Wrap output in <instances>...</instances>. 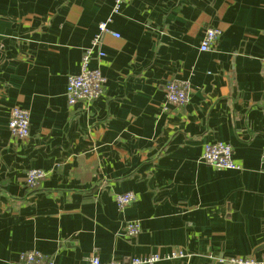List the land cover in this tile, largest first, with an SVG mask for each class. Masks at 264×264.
<instances>
[{"label":"crops","instance_id":"crops-1","mask_svg":"<svg viewBox=\"0 0 264 264\" xmlns=\"http://www.w3.org/2000/svg\"><path fill=\"white\" fill-rule=\"evenodd\" d=\"M114 3L0 0V264L29 250L59 264L264 258V0ZM108 20L90 64L105 93L70 106L68 76ZM209 27L222 32L204 51ZM169 80L190 82L185 105L166 106ZM15 106L25 139L9 129ZM215 141L239 169L203 161ZM31 169L49 173L33 188Z\"/></svg>","mask_w":264,"mask_h":264},{"label":"built area","instance_id":"built-area-1","mask_svg":"<svg viewBox=\"0 0 264 264\" xmlns=\"http://www.w3.org/2000/svg\"><path fill=\"white\" fill-rule=\"evenodd\" d=\"M127 0H115L113 13H119L121 6ZM108 21H102L98 26V33L93 39V45L87 48L82 59L81 69L76 74H70L67 81L66 97L68 104L73 106L79 102H88L97 99L105 93L106 77L99 68L91 67V60L94 54V47H99L104 33L109 32ZM218 27H209L205 32L201 50H209L221 35ZM112 33V32H111ZM119 37L118 33H112ZM104 52H98V59H102ZM166 106H183L190 98V82L188 80H169L165 89ZM9 129L11 134L19 139H25L30 133V113L23 107H12L10 110ZM264 158V153H263ZM202 159L205 163L211 164L219 169H239L241 164L234 158V149L230 143L215 141L206 143L203 148ZM49 173L42 169H31L27 173L26 184L33 188L40 180ZM120 207L135 200L136 195L132 191L117 195ZM140 230V223L131 222L128 224V233L136 235ZM182 256V253L171 255H153L151 257H133L129 264H153L154 262L169 257ZM12 264H59L39 250H29L21 253L19 259ZM84 264H124L116 261H103L100 256L88 257ZM225 264H264V258L258 259L246 256H233L225 261Z\"/></svg>","mask_w":264,"mask_h":264}]
</instances>
